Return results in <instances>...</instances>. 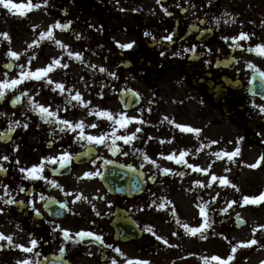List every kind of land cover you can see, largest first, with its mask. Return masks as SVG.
Listing matches in <instances>:
<instances>
[{"label":"flooded vegetation","instance_id":"1","mask_svg":"<svg viewBox=\"0 0 264 264\" xmlns=\"http://www.w3.org/2000/svg\"><path fill=\"white\" fill-rule=\"evenodd\" d=\"M29 2L40 6L25 15L12 11L16 19L11 30L16 32L11 38L0 34V82L20 79L22 72H35L56 60L67 67L53 64L41 80L25 79L0 98V166L5 169L0 171V233L12 237L11 244L0 240V264L25 259L30 264H184L191 257L194 264H213L212 245L217 237L226 241L233 225L230 208L217 212L215 186L225 199L230 197L234 175L240 178L247 170L245 152L264 153V56L249 51L264 45V0H249L251 7L243 6L235 20L216 0L18 4ZM58 23L68 27H56ZM50 28L52 38H41ZM7 30L0 24V31ZM241 33L249 39H239ZM169 35L171 41L165 39ZM127 43L133 47H120ZM13 49L18 57L8 55ZM49 79L53 83H46ZM57 83L64 85L63 92L53 90ZM76 93L86 106L69 103ZM123 97L131 105L139 103L126 108ZM34 103L73 124L83 121L85 138H78L80 129L61 132L66 126L42 120ZM121 114L134 119L121 127L115 122ZM176 124L201 131L182 132ZM101 134L104 144L86 138ZM133 134L130 143L118 139ZM237 147L240 153L231 160L216 155ZM64 152L71 161L62 166ZM181 152L186 163L167 159ZM41 164L43 179L20 171ZM122 167L128 173L121 187ZM86 172L94 175L85 177ZM105 181L116 188L108 190ZM185 198L207 208L206 217L214 219L206 220L210 226L202 231L205 238L186 233ZM210 202L212 207L205 204ZM200 224L195 220L188 226ZM81 231L99 235L103 242L78 236Z\"/></svg>","mask_w":264,"mask_h":264},{"label":"rangeland","instance_id":"2","mask_svg":"<svg viewBox=\"0 0 264 264\" xmlns=\"http://www.w3.org/2000/svg\"><path fill=\"white\" fill-rule=\"evenodd\" d=\"M19 1L20 0H12L15 4H18ZM233 2H237V4ZM216 3L218 4L217 7L232 20L240 16V10L241 12L245 10L242 9L243 6L245 8L251 7L249 0H216ZM239 3H241V5ZM11 12L12 11L0 5V24L8 27L7 31H0V34L2 33L4 35L7 33L10 38L11 35L16 32V30H11L12 27H15L13 22H15L16 19V17L11 16ZM11 43L12 42L9 41V45ZM13 51L16 52L15 49H13ZM245 153L244 157H246V159L242 163L243 167L247 170L240 178H236V175H234L230 186V197L225 199L223 190L218 185L215 186V202L218 207L217 212L223 211L225 208H227V210L230 208L233 225L229 230L230 233L226 241L222 240L221 237H217L216 242L212 245L209 259L213 264H219V261H212V256H219L222 259H227L230 254L234 256V259L231 260L229 264H264V227H262L264 226V201L258 204H245L243 201V197L245 196L257 197L261 193H264V160L260 159L264 156V153L260 150L257 152L251 150ZM240 162V159L236 161L238 165L241 164ZM253 164L260 165L261 168L255 169L256 167H250V165ZM234 171L237 172V170ZM233 185H235V187H233ZM233 201L236 203H232V206L229 207V204ZM183 203L187 225H193L195 220L198 222L201 220V224L205 223L207 219L211 222L214 221L213 218L206 217V213L201 215V207L197 208L193 202L185 198ZM205 204L212 207V202ZM206 209L204 208V210ZM214 213L216 212L212 209V215H214ZM212 215L208 214V216ZM237 216L242 217L246 221L244 227L240 229L236 228L234 225V218ZM253 239L257 241L256 244L250 247H237V251L234 254L232 253L233 246L246 243ZM192 262L193 258L191 257L186 259L184 264H194Z\"/></svg>","mask_w":264,"mask_h":264},{"label":"snow or ice","instance_id":"3","mask_svg":"<svg viewBox=\"0 0 264 264\" xmlns=\"http://www.w3.org/2000/svg\"><path fill=\"white\" fill-rule=\"evenodd\" d=\"M157 2H159V0H157ZM0 5H2L3 8L8 9L9 11L16 10V11L19 12L20 15H25V11L26 10H31L33 7H37L38 8L40 6L38 4L37 5H33L31 2H29L28 4H15V3L12 2V0H0ZM165 11L167 12L166 9H165ZM56 27L67 28L68 25H66V24L65 25H60L58 23L56 25ZM4 35L7 36V33H5ZM44 36H47L49 39L52 38L51 28L49 29V31L47 33H41V38H43ZM165 39L171 41L172 40V36L169 35ZM239 39H241V40H247V39H249V37H248V35L246 33H241L240 36H239ZM57 43L60 44L61 47H66V45L61 44L59 41H57ZM133 43L121 44L120 47L121 48H125V49H129V48L133 47ZM238 46L239 45H237V47ZM249 51H255L258 54H260L261 56H264V45H256L255 48H250ZM8 55H10L12 57H18V54L15 53V52H9ZM69 55H72V53H69ZM76 56H77V58H79V54H76ZM53 64H55L57 66L67 67V65H60V62L58 60L53 61ZM53 64H49L47 67H44V68L36 69L35 72H28V73L22 72L20 79H14V80H11L10 82L7 81V80L0 82V98H3L5 96V90L6 89L15 88L18 84L22 83L25 79L41 80L44 76L47 75L48 72H50V71L53 70ZM101 71H105V69L102 68ZM261 75L264 76V73H261ZM46 83L51 84V83H53V81H51L49 79V80L46 81ZM56 89H59L61 92H63L64 91V85L61 84V83H57L55 85V89H53V90L55 91ZM18 99L19 98L17 97V100ZM72 100L77 101L82 106H86V102L83 101V99H82V97H81V95L79 93H76V95L71 96V98L69 100V103ZM33 110L34 111H37L38 114L40 115L41 119L44 120L47 123H50L51 124V123H54L55 122V123H57L59 125L66 126V127H60V131L61 132H64L66 130V128L68 130H71V131H76L77 129H80L81 131L79 133V137L78 138H80V139L85 138V134L83 132V128H84L83 121H80V122H77V123L73 124L69 120L60 119L58 117L57 113L54 112V111H52L50 109V107H46L44 105H40V104H36V103L33 104ZM260 110H261V112H264V106H262ZM95 111H96V114L98 116L102 115V116H105V117H107L109 119H112L113 118L112 117V114L109 113V112H107V111H100V110H95ZM0 115H3V113H0ZM50 117L51 118H54V119H49ZM132 119H134V118H127L123 114H121L120 117H119V119H116L115 122L117 124H120L121 127H124ZM165 119H168V118L165 117ZM140 122L142 123L143 121H140ZM96 126L97 125H95V124L89 125V127H93V128L96 127ZM25 127H27V125H25ZM176 127L179 128L182 132H191V133L198 134L201 131L198 128H193L191 126L182 125V124H176ZM137 131H139V129H137ZM113 135H115V133H113ZM86 138H87V140L89 142H95L97 144H104L105 143V134H101L100 136H91V135H88ZM134 138H135V135L134 134L131 135V136H119L118 137V139L123 140L125 143H130ZM212 143H217V141H212ZM112 149L114 151L116 150L115 142H113ZM239 153H240V149H239V147H237L233 152L216 153V155L217 156L223 155V156H226L229 160H231L235 156L239 155ZM185 155H186V153L181 152L180 155H179V157H176L175 155H169L167 157V159H169V160H175V162L177 164L186 163V161H184V156ZM3 159L4 160H7L8 157L5 156V157H3ZM260 159L261 160H264V156H262ZM70 161H71V155L68 152H64L61 155V157H60L61 165L64 166V165L70 163ZM151 163L155 164V161H151ZM256 166H257L256 164L250 165V167H256ZM188 167H193V165H188ZM42 169H43V164H41V165H34L30 169L21 168L20 171L21 172H25L26 171L28 173V178H31V179H43V177L40 175V173L42 172ZM195 170L196 171H202V169H199L198 167ZM0 171H5V169H3L2 166H0ZM163 171L165 173H168L170 170L169 169H164ZM177 174L178 175H183V173H177ZM84 175H85V177H91L94 174L91 173V172H86ZM95 175H99V173H95ZM214 179H215V177H214ZM220 182L222 184H227L228 183V181H227L226 178H221V181ZM197 183H199V182H197ZM57 187H59V185H57ZM233 187H235V185H233ZM21 191H23V189H21ZM41 198H43V197H41ZM80 198L81 197H77V199H80ZM243 201H244L245 204H249V203H251V204H258V203L264 201V193H261L257 197H248V196H245V197H243ZM12 202H13L12 200H5L4 201L5 204H11ZM232 203H236V202L235 201L231 202L229 204V207L232 206ZM160 207L163 208L164 205L161 204ZM0 211H3V210L0 209ZM223 211L227 212V208H225ZM204 214H205V210L202 207L201 208V215H204ZM37 215H39V212L38 211H37ZM209 226H210V223L207 222V221L205 223L201 224L197 228H189V226L187 224H184V228H185L187 234L196 235L197 233H201V238H205L202 235V231L204 229H206L207 227H209ZM262 227H264V226H262ZM146 230L147 231H152V229L150 227L147 228ZM62 231L64 232V236L66 238H68L69 237L68 231L67 230H62ZM152 234L154 236L156 235L155 232H152ZM77 235L80 236V237H94L96 241H99L101 243L103 242L101 236L96 235V234H94L92 232L81 231V232L77 233ZM156 238L157 239H161V237H159V236H157ZM0 240H7L9 242V244H11L12 237L11 236H6L3 233H0ZM164 242L167 243V241H164ZM31 243H32V245H35L36 244V241L35 240H32ZM256 243H257V241L253 239V240L247 241L246 243H242L240 245L233 246L232 247V253L234 254L237 251V247H250L251 245H254ZM16 247L22 248L23 251H25V252H31L32 251V248H26L23 245H16ZM109 247H111V245H109ZM115 251L118 252V253H120L121 256L124 255V253L121 252L119 248L115 249ZM233 259H234V256L231 255V254L227 257V259H222L219 256H212L211 257V260L212 261H219V264H229V262L231 260H233ZM17 264H30V262L25 259L23 261H18ZM112 264H117V261L116 260H112ZM127 264H149V262L148 261H140V260H135V261L128 260L127 261Z\"/></svg>","mask_w":264,"mask_h":264},{"label":"water","instance_id":"4","mask_svg":"<svg viewBox=\"0 0 264 264\" xmlns=\"http://www.w3.org/2000/svg\"><path fill=\"white\" fill-rule=\"evenodd\" d=\"M123 103H124L125 107L132 106L131 103H129V100L127 98H125V97H123ZM134 104H137V103H133V105ZM111 170H113V168H108L107 172H111ZM127 173L128 172H127V170L125 168H121V181H120L121 187L126 184ZM105 184H106V187L110 191H113L116 188V185L114 186V184L112 182L105 181ZM238 221H239L238 226H241L243 224V221H241V220H238Z\"/></svg>","mask_w":264,"mask_h":264}]
</instances>
